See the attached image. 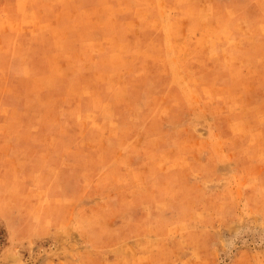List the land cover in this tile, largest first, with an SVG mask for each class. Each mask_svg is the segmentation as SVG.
<instances>
[{"label": "rangeland", "instance_id": "374dc122", "mask_svg": "<svg viewBox=\"0 0 264 264\" xmlns=\"http://www.w3.org/2000/svg\"><path fill=\"white\" fill-rule=\"evenodd\" d=\"M0 2V264H264V0Z\"/></svg>", "mask_w": 264, "mask_h": 264}, {"label": "crops", "instance_id": "0c3cea01", "mask_svg": "<svg viewBox=\"0 0 264 264\" xmlns=\"http://www.w3.org/2000/svg\"><path fill=\"white\" fill-rule=\"evenodd\" d=\"M6 1H7V3H8L9 0H0L1 3H4V2H6ZM21 2H22V0H10L11 5H13L14 7H15L16 5H18L19 3H21ZM14 7H11V8H14Z\"/></svg>", "mask_w": 264, "mask_h": 264}]
</instances>
